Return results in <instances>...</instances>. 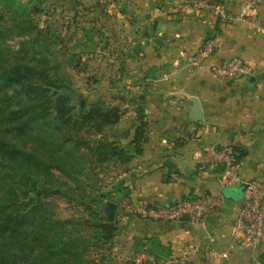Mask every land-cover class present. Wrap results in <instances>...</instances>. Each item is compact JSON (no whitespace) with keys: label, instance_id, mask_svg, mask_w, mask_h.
Here are the masks:
<instances>
[{"label":"crops","instance_id":"1","mask_svg":"<svg viewBox=\"0 0 264 264\" xmlns=\"http://www.w3.org/2000/svg\"><path fill=\"white\" fill-rule=\"evenodd\" d=\"M15 1L31 12L41 9L47 29L69 36L58 40L62 53L75 48L76 37L86 46L92 39L96 45L120 44L115 54L122 56L124 115L112 128L122 127V144L132 147L144 108L147 130L141 152L109 180L119 187L105 198L107 217L119 222L116 259L131 264L151 251L154 264H264V241L253 246L235 228L244 200L240 184L223 178V164L210 152L215 146L244 148L236 163L241 178L264 181V29L223 23L214 12H196L191 0ZM221 1L230 12L252 13L264 28V3L251 10L249 0ZM209 39L216 43L213 60L240 57L254 73L219 79L210 70L212 59L193 69L186 55ZM83 50L72 55H93ZM193 97L204 108L199 122L189 117ZM208 194L217 195L220 206L204 228L144 219L129 210L136 201L171 205Z\"/></svg>","mask_w":264,"mask_h":264},{"label":"trees","instance_id":"2","mask_svg":"<svg viewBox=\"0 0 264 264\" xmlns=\"http://www.w3.org/2000/svg\"><path fill=\"white\" fill-rule=\"evenodd\" d=\"M7 1L9 8L18 4L15 0ZM28 9L30 11L20 3L12 13L9 10L0 12V264H103L104 260L95 262L87 256L91 249L106 251V246L107 249L108 245L112 246L119 230L117 219L110 220L103 214L93 226L96 229L94 236L82 231L86 229H75V218L60 215L58 207L49 201L52 191L40 186L39 180L24 170V162H33L42 172L55 167H73L76 163L70 143L85 146L86 142L82 137L73 138L71 132L94 126L100 135L98 145L88 148L96 154V160L105 162L120 157L123 164L129 163L135 152H141L147 115L144 108H139V126L132 147L128 145L129 148L118 150L101 134L106 127L121 121L123 110L112 108L103 100L84 109L82 100L86 102V98L83 94L69 90L67 86H62L65 90L60 92L54 82L52 85L57 89L50 94V88L40 82L41 78H48L46 68L38 66L39 60L48 59L46 46L43 51L36 49L37 37L33 40L21 38L16 50L6 45V41L15 35L27 36L32 30L36 35L42 34L43 31L31 20ZM9 12L13 15L10 19ZM29 20L34 23L32 26L27 25ZM32 58L39 60L35 59L37 63L32 64ZM71 95L79 100L78 108L72 106ZM53 115L65 130L61 140L44 138L43 148L52 150H48L49 157L45 161L36 152H28L23 147L27 146L28 137L41 132ZM229 152L235 163H239L246 153L240 146L230 148ZM68 198L81 201L72 193ZM84 205L97 219L93 207ZM130 263L135 264L134 261Z\"/></svg>","mask_w":264,"mask_h":264},{"label":"rangeland","instance_id":"3","mask_svg":"<svg viewBox=\"0 0 264 264\" xmlns=\"http://www.w3.org/2000/svg\"><path fill=\"white\" fill-rule=\"evenodd\" d=\"M16 3L20 4L18 1H16ZM18 4H16V6ZM16 6L9 8V1L0 0V12L2 10H4V12L9 10L12 13L14 8L16 10ZM27 12L38 29L43 30L42 34L36 35L32 30V33L27 36L20 37L19 35H15L14 38H9L6 41V45H10L12 50H16L19 47L18 41L21 38L33 40V38L37 37L39 41L35 43V48L40 51L47 48V53H45V56L47 55L48 58L46 60L47 62L37 58H32L31 60L32 64L37 63V60H39L38 66L46 68V75L48 78L40 79L42 86L50 88V94L57 89L52 85V82H54V85L60 87V92L65 90L62 86H67L69 90L83 94L86 98L84 109H89L94 104L103 100L107 101L106 103L110 107H116L122 111V75L119 74V72H121L119 68L122 64V56H120L118 52L115 54V51L121 49L120 44L114 40L116 41V45L113 42L108 46L96 45L92 39L91 43L86 46L84 43H79V37H76V43H74L75 50L83 52V49H87L89 52L93 53L91 57L81 60V57L78 58L72 55V52H74L73 46H71V51H66L65 53L60 51L58 40L61 38L62 34L56 29L51 31L46 28L47 25L46 21H44V13H42L41 9H38L36 12L34 10L30 12L28 9ZM9 14L10 12L7 14V16H9L8 19H10V16H13ZM39 22L45 27H40ZM34 23L29 20L27 25L29 24L32 26ZM76 34L79 36L78 32ZM66 37L68 38L69 36H62L63 39ZM43 46L46 47L44 48ZM112 53L115 54L113 57H111ZM38 58L41 57L39 56ZM27 59H29V56ZM71 99L72 106L78 108L79 100H77V97L71 95ZM112 127V125L106 127L101 135H105V138L113 142V146H116L118 150H122V147L129 148L128 144H122V127ZM64 130L63 126H59L57 118L53 115L49 118V122L46 123L41 132L38 134L33 133L28 137L27 146L23 148L28 152H36L35 154H37L38 157L47 161L49 151L52 150L50 147L48 149L49 151L47 148H43L42 143L44 138L49 136L56 141L61 140ZM71 134L74 136L73 138L77 139L82 137L86 142L85 146H76L70 143L71 147L69 148H73L76 165H73V167L65 166L62 168L63 170L55 167L42 172L37 170L33 162L27 161L24 162V170L30 172L29 174L34 178H37L40 186L52 191L49 201L54 207H58L57 210L61 216L74 217L76 224L73 227L75 229H86L82 231L87 232V235L94 236L96 234V229L93 226L99 222L103 214L107 215L105 208V203L107 201H105V198L107 197L108 200H110L112 196L114 197L115 192L118 191L119 187L114 185L109 186L112 184L109 180L113 179L116 174L118 177L122 175V161L120 157L110 158L105 162L97 161L96 154L92 153L88 148L98 145L97 140L100 135L94 126H85L80 131H72ZM16 169L12 171L16 172ZM114 183H117V181ZM69 193L76 194L81 201H72L68 198ZM84 204L93 207L96 211L97 219L89 214L90 212ZM117 236L118 233L116 237ZM108 248L109 249H107L106 246V251L97 248L94 250L91 249L87 258L95 262L104 260L105 263L103 264H122V261L116 259V248L119 247L116 246V248L113 249V243L112 246L108 245ZM151 256L150 253H147L141 264H154L150 260ZM137 257L143 258L142 256ZM134 263L137 264L136 259Z\"/></svg>","mask_w":264,"mask_h":264},{"label":"built area","instance_id":"4","mask_svg":"<svg viewBox=\"0 0 264 264\" xmlns=\"http://www.w3.org/2000/svg\"><path fill=\"white\" fill-rule=\"evenodd\" d=\"M264 3V0H249L246 7L253 10ZM196 12H214L223 23L241 22L252 29H264L252 13L243 10L230 12L221 0H191ZM216 43L207 40L196 52L186 55L191 67L199 68L214 56ZM211 72L219 79H240L251 76L254 68L243 58L230 60H211ZM211 155L223 164V178L238 184L246 183L243 205L236 219L235 228L242 233L243 238L256 246L264 241V181L259 179L244 180L238 171L229 149L212 147ZM220 206L217 195L208 194L201 197H184L171 205H156L141 200L132 203L129 210L140 218L154 221H184L196 228H204L208 214ZM143 258L137 257L136 263L141 264Z\"/></svg>","mask_w":264,"mask_h":264},{"label":"water","instance_id":"5","mask_svg":"<svg viewBox=\"0 0 264 264\" xmlns=\"http://www.w3.org/2000/svg\"><path fill=\"white\" fill-rule=\"evenodd\" d=\"M192 101H193V104H191V106L189 107V109H190L189 117H190V119H192L195 122L202 121L204 119L203 105H202L201 101L199 100V98H197V97H193ZM84 103H85V101L82 100V105H84ZM246 186H247V184L245 182L240 184V186H239L240 190L242 191L243 196L245 194Z\"/></svg>","mask_w":264,"mask_h":264}]
</instances>
